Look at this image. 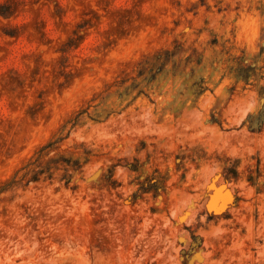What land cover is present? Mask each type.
Segmentation results:
<instances>
[{"label":"rangeland","instance_id":"374dc122","mask_svg":"<svg viewBox=\"0 0 264 264\" xmlns=\"http://www.w3.org/2000/svg\"><path fill=\"white\" fill-rule=\"evenodd\" d=\"M262 112L264 0H0V264H264Z\"/></svg>","mask_w":264,"mask_h":264},{"label":"trees","instance_id":"16d2710c","mask_svg":"<svg viewBox=\"0 0 264 264\" xmlns=\"http://www.w3.org/2000/svg\"><path fill=\"white\" fill-rule=\"evenodd\" d=\"M262 126H264V112L258 114V116L255 118V123H252L251 125L253 131H259Z\"/></svg>","mask_w":264,"mask_h":264},{"label":"bare ground","instance_id":"6f19581e","mask_svg":"<svg viewBox=\"0 0 264 264\" xmlns=\"http://www.w3.org/2000/svg\"><path fill=\"white\" fill-rule=\"evenodd\" d=\"M147 115V114H146ZM177 124V123H176Z\"/></svg>","mask_w":264,"mask_h":264}]
</instances>
